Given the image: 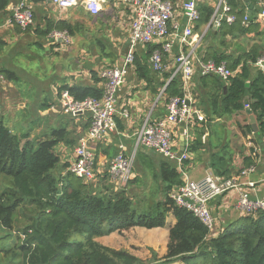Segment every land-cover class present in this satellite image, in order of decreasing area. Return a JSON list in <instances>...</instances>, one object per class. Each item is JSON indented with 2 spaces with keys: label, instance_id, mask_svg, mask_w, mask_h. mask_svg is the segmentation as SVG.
<instances>
[{
  "label": "trees",
  "instance_id": "1",
  "mask_svg": "<svg viewBox=\"0 0 264 264\" xmlns=\"http://www.w3.org/2000/svg\"><path fill=\"white\" fill-rule=\"evenodd\" d=\"M228 3L237 21L232 25L223 21L218 31L209 30L197 54L204 61L226 62L236 75L227 81L226 91L225 84L217 77H200L202 95L200 92L199 101L203 104L208 97L209 102L212 101L209 117L221 119L245 114L248 98L264 145V74L254 68L255 62L264 56V44L254 43L250 49L241 45L250 39L251 31L259 25L254 26L255 19L251 18L247 26L243 24L247 15L243 2L228 0ZM8 4L9 0H0V10L6 9ZM199 11L201 19L195 32L202 35L214 16L215 8L205 1L199 3ZM104 16L109 20L115 16V11ZM55 30L68 31L74 38H77L76 33L83 32L79 24L64 21L48 27L45 34L49 36ZM98 46L102 47L101 58L114 56L104 42L99 41ZM157 50L163 52L162 45H148L144 53H136L134 63L139 77L148 83L154 99L159 97L160 90L155 87L156 78L148 63ZM164 62H169L167 54H164ZM109 67L112 66L106 68ZM174 71L161 74L165 80L161 87L167 85V88L159 102L166 104L170 98L184 95L181 78L175 77L170 81ZM3 75L10 81L17 80L9 71ZM62 90L69 91L78 101L103 96L101 86L65 87ZM88 126L90 123L83 128ZM242 131L244 135L254 132L250 124L242 127ZM50 132L52 139L36 146L30 142L23 143L24 136L12 133L0 121V175L10 179L2 177L0 180V228L14 231L18 242L14 247L0 250V253L12 259L11 264H264V212L244 216L237 225L210 237L208 228L191 211L179 207L172 200L171 193L183 186L184 181L176 166L164 159L158 177L167 185L166 199L148 207V212L139 213L127 188L116 190L108 173L96 175L94 181L88 182L66 172L69 164L56 172L61 162L56 148L62 142L73 148L76 140L71 139L72 132L66 126L50 128ZM203 135L199 133L196 141L201 142ZM193 150L194 145H191L190 152ZM258 158V154L246 157L245 167L256 164ZM228 173L218 170L217 174L225 177ZM170 212H173L177 223L170 230L168 254L163 259H157L154 253L156 259L146 263L127 250H114L95 241L96 238L136 227L165 228ZM21 214L25 218L22 223ZM80 234L84 240L75 241V236Z\"/></svg>",
  "mask_w": 264,
  "mask_h": 264
},
{
  "label": "crops",
  "instance_id": "2",
  "mask_svg": "<svg viewBox=\"0 0 264 264\" xmlns=\"http://www.w3.org/2000/svg\"><path fill=\"white\" fill-rule=\"evenodd\" d=\"M240 1L246 5V12L250 15L251 20L255 19L254 26L259 25L251 31V34L248 36L250 39H248L247 42L243 41L241 45L247 47V49H250L254 43L263 45L264 0ZM21 2H27L35 14V23L27 30L21 29L16 24L9 23L13 10ZM262 2L263 4L260 5ZM250 5H253L252 9ZM250 10H252L251 13H249ZM114 11L118 21H121L124 15L128 17L129 28L127 30V36L122 43L120 53L117 52V59L113 60L112 64L108 65L101 63V61H96V59L100 58V55L96 54L95 48V59H83L82 55L80 56V53H76L74 51L75 49H73L75 48L77 39L74 37H72V44L69 47L64 46L61 42H48L50 47L44 58L42 54L37 51V47L39 49L44 48L39 41L40 37L49 40L48 35L45 34L48 27H52L59 22H71V20L64 18L65 15L70 13L74 14L73 20L75 21L80 20L82 17H86L94 23H106L103 15H108V13H113ZM131 12L132 11L127 7H120L112 0L105 4L104 10L98 15L87 13L83 5L71 11L61 12L55 6L41 0H34L32 2L28 0H9L6 9L0 10V121L4 124L6 122L7 124L5 125L12 133L20 137L24 136L23 143L30 142L36 146L42 141L52 139L50 128L57 129L66 126L68 131L72 132L71 139H75L76 143L72 148L62 142L58 148L63 154L61 164L63 166L65 164H70L72 159L75 158V147L78 140L88 133L89 126L85 129L83 126L89 125L90 122L88 116L69 118L70 120L67 122L58 118V116L64 115L62 109L59 110L61 105L60 93L65 87L72 88L77 86L89 88L101 86L103 90L100 72L106 68V66L121 64L128 52L130 46L129 36L131 22L133 18ZM112 19L114 20L115 17ZM257 33L260 34V36H258ZM198 35L201 36L200 34ZM106 42L111 46L110 41ZM146 47H140L137 53H144ZM263 57L264 56L260 58ZM31 65L37 66L34 70L30 71L28 70V68H30L28 66ZM148 65H150V61ZM149 68L156 78L155 87L160 90L159 97L157 99L153 98L148 83L139 77L134 64L129 70L127 83L119 94L117 105L118 114L116 115L118 131L97 143L94 146V150L97 161V176L108 173L110 163L114 157L120 153V146L122 144L125 147V155L130 156L135 153L137 167L133 173V179L130 180L126 188L133 201L138 198V200L142 202H148V207H154L156 203L164 202L167 195V185L158 177L161 164L165 158L142 146H137V134L143 129L148 119L156 121L165 117V103L163 101L159 102V100L161 94L165 92L167 85L165 88H162L161 85L165 82L163 76L161 74H156L151 66H149ZM254 68L264 74V72L255 67V65ZM7 71L13 73L17 77V80H8L3 75V72ZM200 77L201 76L196 75L195 78H193L191 91L192 97L194 98V91L197 93L199 104L195 99L196 106L201 111V114H203L205 120L203 122L196 121L187 132L183 127L176 128L175 131V138L179 150L183 152L187 149L190 154V159L185 163L187 177L194 181H202L211 173L217 176L219 170V172L222 173L229 172L227 174L228 177L226 175L225 177H221L231 178L239 175L242 170L250 167H245L244 165V159L246 157H254L258 154L259 158L257 163L252 165L255 166V171L247 177H242L241 182L243 184H255V187L251 189L252 198L264 197L263 140L258 132H253L251 135L244 136L241 130L236 131L233 121L229 122L228 120H221L217 117L211 119L208 113L212 110V101L209 102L208 97L203 104L199 101V93L201 92L202 95ZM98 78L99 82L97 83L96 79ZM222 83L225 84L224 87H226L227 82L222 81ZM49 94L52 96L51 99L49 98ZM245 102V109L247 111L249 99L247 98ZM124 111L127 112V117L123 115ZM245 115L248 116L247 113H245ZM240 117L243 118V116ZM247 120L250 121V118ZM20 121L27 124L26 133L16 132L15 126ZM248 124H250V122ZM199 133H204L201 142L196 141ZM251 136L259 140L257 142L260 143V147L254 143ZM247 138L248 142L245 143L246 141L244 140ZM191 145H194L193 152H190ZM191 171H193L194 177L191 176ZM111 184L115 188V185L113 183ZM238 198V191H230L213 201L211 210L217 223L216 229L210 234V237H216L223 233L226 228L237 225L239 220L244 217L236 208ZM176 223L177 221L173 212H170L167 216L165 228L148 230L146 228L136 227L128 231L132 233H142L147 237L145 246L159 252V254H157L159 259H163L168 254L170 230ZM121 234H127V231L121 233L115 232L109 236L96 238L95 241L114 250H127L132 255L140 258L133 251L126 248V246L122 247L124 244ZM128 246L129 245H127V247ZM142 260L146 263L151 262L147 261L148 259ZM174 264L183 263L177 262Z\"/></svg>",
  "mask_w": 264,
  "mask_h": 264
},
{
  "label": "built area",
  "instance_id": "3",
  "mask_svg": "<svg viewBox=\"0 0 264 264\" xmlns=\"http://www.w3.org/2000/svg\"><path fill=\"white\" fill-rule=\"evenodd\" d=\"M41 1L55 6L61 12L71 11L83 5L87 13L98 15L104 10L105 4L111 0ZM112 1L132 11L130 46L121 64L101 71L100 78L103 82L101 98L90 97L78 101L67 90L60 93L61 109L64 115L70 118L88 116L90 122L87 135L81 137L75 147V161L69 164L66 172L88 182L96 179L97 161L94 146L118 131L116 115L118 114L119 94L127 83L129 70L135 63L136 53L140 47L162 45L163 52L157 50L152 54L150 66L160 74L174 69L170 81L175 77H180L184 95L168 100L165 104L166 114L163 119L146 121L143 129L137 134V146L161 155L177 167L182 174L184 184L171 193V198L179 207L191 211L208 228L210 234L216 228V219L212 213L211 204L230 191L239 192L236 208L243 216L264 212V197H251V189L255 187V184L241 182L242 177H247L255 171V166H250L231 178L211 173L202 181L191 180L185 172V163L190 159V154L187 149L183 152L179 150L175 138L176 128L183 127L187 132L196 121L205 120L192 97L193 78L196 75L210 76L227 82L236 75V72L232 71L226 62L204 61L197 55L198 48L209 30L220 29L223 21L229 25L237 21L228 0ZM205 1L213 4L215 13L204 33L199 36L195 32V27L201 19L199 3ZM218 16H222L220 21L217 19ZM249 21L250 15L247 14L243 24L247 26ZM9 23L27 30L35 23L34 11L27 2H21L13 10ZM48 38L51 42H61L66 47L72 44V36L68 31L55 30ZM164 54L169 57L168 64L164 62ZM254 65L264 72V57L258 59ZM247 108L249 109V106ZM123 115L128 116L126 111ZM120 149V153L111 161L108 170L110 183L115 185L116 190L127 187L133 177L136 163L135 153L130 156L125 155L123 144Z\"/></svg>",
  "mask_w": 264,
  "mask_h": 264
},
{
  "label": "rangeland",
  "instance_id": "4",
  "mask_svg": "<svg viewBox=\"0 0 264 264\" xmlns=\"http://www.w3.org/2000/svg\"><path fill=\"white\" fill-rule=\"evenodd\" d=\"M103 17L105 18L106 23H104V22L94 23L86 17H82L80 20L75 21V20H73L74 14H72V13L64 16L65 19L67 18V20H71L72 23L79 24L80 27L82 28V31H83L81 34H78V33L75 34V37H77V39L75 42V48H73V49H75L74 51L78 54L80 53L79 55L80 56L82 55L83 59H85V58L95 59L94 48H95L96 54H99L100 51L102 50V47L98 46V43H99V40L103 41V42H105L106 48L108 49V51L110 50L111 54L114 56L112 58H107V57L101 58L100 57V58L96 59V61H101V63L110 65V64H112L113 60L117 59V52L120 53V50L122 48V43L127 36V30L129 28V20H128V17L126 15L122 16L123 18L121 21L117 20L118 18L116 15L114 16L115 17L114 20L112 18L108 20V19H106V16H104V15H103ZM42 38L40 37L39 41L44 46V48L39 49L37 47L36 49L38 52H40L42 54V57L44 58V57H46L47 52L49 51L50 46H49L48 42H50V40H48L44 37H42ZM106 41H110L111 46ZM95 46H97V47H95ZM67 47H69V46H67ZM114 51L116 52V57H115ZM114 57H115V59H113ZM36 66L37 65L28 66V67H30V68H28V70H30V71L34 70ZM24 69H26V68H24ZM196 94L197 93H195V91H194L195 98L193 97V99L194 100L196 99L197 103L199 104ZM49 98L50 99L52 98V96L50 94H49ZM60 109H61V105H60L59 110ZM240 116H243V118ZM58 118H60L62 121H66V122L70 120L69 119L70 117L65 116V115H60V116H58ZM247 119H249V116H246L245 114L233 115L230 118H228V116L221 118V120H228L229 122L233 121V123L235 124V130L236 131L241 130L242 133H243L242 127L248 125V123H249V120H247ZM5 124H7V123L5 122ZM15 128H16L17 133L18 132H20V133L25 132L26 133L27 124L22 123V121H20L16 124ZM51 138H52V136H51ZM251 139L254 141V143L257 146L260 147V143L257 142V141H259L258 139L256 140V138L254 136H251ZM244 141H246L245 143H247L248 138L245 139ZM56 153L59 155L60 158H62L63 154L61 153V150L58 147L56 148ZM73 161H75V158L72 159V162ZM62 167H63V165L60 162V164L58 165V167L56 169V172H60ZM136 167H137V164L135 163L134 171L136 170ZM191 176L194 177L193 171H191ZM2 177H5V176L0 175V180L2 179ZM5 178L8 181L10 180L7 177H5ZM0 186H1V183H0ZM148 205H149L148 202H144V201L142 202L141 200H138V198L134 201V207L137 210V212H139V213L148 212V211H146V209L148 208ZM153 213H155V211ZM19 218H20L21 223L25 222V218L22 214L19 215ZM216 223H217V220H216ZM138 228H141V227H138ZM121 236L123 238V244H124L122 247L126 246V248L130 249V251H133L137 256H139L142 259H148L147 261H152V260L156 259V257H153L154 253L159 254V252H156L154 249L149 248L148 246H145V244L147 243L146 242L147 237H145L142 233H137V232L132 233V232L127 230V234H121ZM0 239H1L0 240V250L8 249L9 247H14L18 243L15 232L12 230H6V229L0 228ZM74 240L81 242L84 240V236L81 234L77 235V236H75ZM127 245H129V246L127 247ZM143 247H145V248H143ZM157 259H159L158 255H157ZM11 263H12V259H9L3 253H0V264H11Z\"/></svg>",
  "mask_w": 264,
  "mask_h": 264
},
{
  "label": "water",
  "instance_id": "5",
  "mask_svg": "<svg viewBox=\"0 0 264 264\" xmlns=\"http://www.w3.org/2000/svg\"><path fill=\"white\" fill-rule=\"evenodd\" d=\"M248 2V0H246ZM250 8L252 9L253 8V5H250ZM252 10L249 11V13H251ZM222 18V16H218L217 19L218 21H220ZM219 29H214L213 31H218ZM220 80V79H219ZM250 84L247 83V87H249ZM227 90V86L225 87V91ZM246 113L248 114L249 118H250V125L252 126L253 130H254V133H257L259 131V127H258V124H257V121H256V117L255 115L252 113V111L250 109H247Z\"/></svg>",
  "mask_w": 264,
  "mask_h": 264
}]
</instances>
